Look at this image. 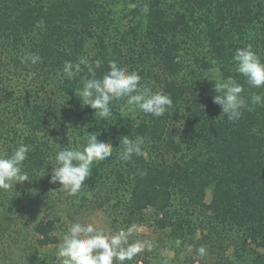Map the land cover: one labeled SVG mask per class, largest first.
Returning a JSON list of instances; mask_svg holds the SVG:
<instances>
[{
    "label": "trees",
    "instance_id": "obj_1",
    "mask_svg": "<svg viewBox=\"0 0 264 264\" xmlns=\"http://www.w3.org/2000/svg\"><path fill=\"white\" fill-rule=\"evenodd\" d=\"M246 45L264 61V0H0V155L32 146L31 181L0 190V264H59L70 223L94 210L153 243L126 264H264V104L230 122L213 102L229 76L264 96L235 71ZM28 53L41 62L22 63ZM81 57L101 61L98 78L112 60L138 72L172 107L154 117L122 100L99 121L74 94L87 69L62 79ZM87 132L113 155L68 196L50 183L54 157ZM122 136L144 137L143 155L120 161Z\"/></svg>",
    "mask_w": 264,
    "mask_h": 264
},
{
    "label": "clouds",
    "instance_id": "obj_2",
    "mask_svg": "<svg viewBox=\"0 0 264 264\" xmlns=\"http://www.w3.org/2000/svg\"><path fill=\"white\" fill-rule=\"evenodd\" d=\"M134 6V5H133ZM145 11L147 9L145 8ZM235 71L245 78L251 88H264V61L256 54L251 45L237 47L233 55ZM41 57L28 53L22 63L35 65ZM87 75L81 77V86L74 92L82 106L94 109V115L100 120L108 121L113 115V102L126 101L128 108L139 109L143 114L162 117L173 105L171 97L163 91H153L147 84H142V77L136 71H129L127 66L118 65L112 60L108 63V71L97 77L96 69L101 61L89 62L79 58L77 62L65 61L62 68V79L73 80L84 68ZM213 91L216 95L213 102L221 107L222 114L228 121L235 122L243 115V111H252L253 106L264 104V96L252 94L245 98L242 93L244 86L229 76L214 82ZM100 132L86 133L84 142L74 147H65L55 154V166L52 164L50 183H59L60 191L68 196H76L86 187L84 182L92 174L94 163L104 161L113 155L112 143L99 141ZM144 137L131 139L122 136L119 143L118 158L127 162L135 156L143 155ZM32 146L21 143L10 154L0 155V190H10L17 183L31 181L24 170V162ZM49 165V164H48ZM135 225L120 228L114 233L106 232L94 222L75 221L70 223L57 245L56 257L59 264H126L145 250L154 247L151 241L135 240L130 242ZM180 241H177L179 244ZM197 255L203 258L206 249L201 246Z\"/></svg>",
    "mask_w": 264,
    "mask_h": 264
},
{
    "label": "rangeland",
    "instance_id": "obj_3",
    "mask_svg": "<svg viewBox=\"0 0 264 264\" xmlns=\"http://www.w3.org/2000/svg\"><path fill=\"white\" fill-rule=\"evenodd\" d=\"M131 109V108H130ZM134 110V109H131ZM210 198V194L209 197ZM78 218V216H76ZM78 221L81 222H94L99 227L104 228L106 232L114 233L116 230H114L111 227L110 219L109 217L101 210H94V211H86L83 216L78 218ZM138 232L141 234L149 233V229L145 226H139ZM53 250V249H52ZM189 251V250H188ZM190 252L193 253V251L190 249Z\"/></svg>",
    "mask_w": 264,
    "mask_h": 264
}]
</instances>
